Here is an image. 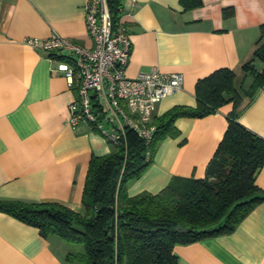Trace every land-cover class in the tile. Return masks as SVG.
<instances>
[{"label":"crops","instance_id":"1","mask_svg":"<svg viewBox=\"0 0 264 264\" xmlns=\"http://www.w3.org/2000/svg\"><path fill=\"white\" fill-rule=\"evenodd\" d=\"M85 1L0 0V199L58 202L79 211L91 155L113 149L86 124L68 123L76 89L57 69L66 52L27 41L56 32L91 46ZM226 8L232 13L225 15ZM122 19L131 39L126 76L151 67L183 76L182 88L156 104L154 119L175 105L195 106L197 79L217 68L232 69L236 84L249 85L241 65L252 58L264 0H202L188 9L180 0H122ZM231 109L226 103L203 117L176 118L175 135L159 140L153 161L128 182L127 193H156L172 176L203 177ZM237 119L264 137V88L252 98L243 96ZM255 183L264 191V165ZM74 248L0 211V264H66L64 256ZM173 253L176 264H264V201L233 231L176 244Z\"/></svg>","mask_w":264,"mask_h":264},{"label":"trees","instance_id":"2","mask_svg":"<svg viewBox=\"0 0 264 264\" xmlns=\"http://www.w3.org/2000/svg\"><path fill=\"white\" fill-rule=\"evenodd\" d=\"M184 9L202 0H180ZM113 26L122 14V0H106ZM225 15L232 13L225 9ZM60 58L66 60L64 55ZM264 23L259 25L252 58L241 65L248 86L235 82V72L220 67L197 79L196 105H175L152 118L155 131L150 141L126 132L124 145L106 154H92L81 193V210L58 202L0 199V211L38 229L44 237L56 235L73 247L66 264H176V244L229 233L261 201L264 191L255 183L264 165V137L238 121L243 96L253 97L264 88ZM226 103L224 130L203 177L172 176L156 193H127L129 181L138 178L153 161L157 144L175 135L180 116L203 117ZM181 225L186 230L179 231ZM81 246L78 248L77 246Z\"/></svg>","mask_w":264,"mask_h":264},{"label":"built area","instance_id":"3","mask_svg":"<svg viewBox=\"0 0 264 264\" xmlns=\"http://www.w3.org/2000/svg\"><path fill=\"white\" fill-rule=\"evenodd\" d=\"M83 7L91 46L56 32L27 41L47 51L66 52V60L58 62L57 69L76 89V97L68 105L71 126L86 124L113 146L124 145L128 130L148 142L155 131L152 116L156 104L182 88L183 76L157 67L126 76L131 39L122 14L113 26L106 0H86Z\"/></svg>","mask_w":264,"mask_h":264},{"label":"water","instance_id":"4","mask_svg":"<svg viewBox=\"0 0 264 264\" xmlns=\"http://www.w3.org/2000/svg\"><path fill=\"white\" fill-rule=\"evenodd\" d=\"M176 230H179V231H185L186 229L184 227H182L181 225H178L176 227Z\"/></svg>","mask_w":264,"mask_h":264},{"label":"rangeland","instance_id":"5","mask_svg":"<svg viewBox=\"0 0 264 264\" xmlns=\"http://www.w3.org/2000/svg\"><path fill=\"white\" fill-rule=\"evenodd\" d=\"M259 61V60H258ZM113 146V145H112ZM78 248H81V246L79 245V246H77Z\"/></svg>","mask_w":264,"mask_h":264}]
</instances>
